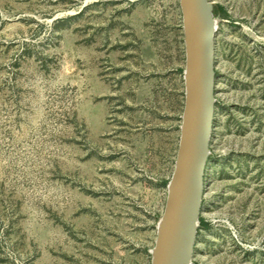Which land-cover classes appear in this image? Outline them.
Masks as SVG:
<instances>
[{
    "label": "rangeland",
    "instance_id": "rangeland-1",
    "mask_svg": "<svg viewBox=\"0 0 264 264\" xmlns=\"http://www.w3.org/2000/svg\"><path fill=\"white\" fill-rule=\"evenodd\" d=\"M215 111L192 264H264V0H209ZM178 0H0V264H150L184 104Z\"/></svg>",
    "mask_w": 264,
    "mask_h": 264
},
{
    "label": "water",
    "instance_id": "water-1",
    "mask_svg": "<svg viewBox=\"0 0 264 264\" xmlns=\"http://www.w3.org/2000/svg\"><path fill=\"white\" fill-rule=\"evenodd\" d=\"M184 45V105L174 170L150 264H192L215 111L214 38L209 0H178Z\"/></svg>",
    "mask_w": 264,
    "mask_h": 264
},
{
    "label": "trees",
    "instance_id": "trees-1",
    "mask_svg": "<svg viewBox=\"0 0 264 264\" xmlns=\"http://www.w3.org/2000/svg\"><path fill=\"white\" fill-rule=\"evenodd\" d=\"M213 14H214L215 18L216 17H225L226 16L224 11L219 6H214ZM199 226L200 227H206L207 223L204 220L200 219L199 220Z\"/></svg>",
    "mask_w": 264,
    "mask_h": 264
},
{
    "label": "crops",
    "instance_id": "crops-1",
    "mask_svg": "<svg viewBox=\"0 0 264 264\" xmlns=\"http://www.w3.org/2000/svg\"><path fill=\"white\" fill-rule=\"evenodd\" d=\"M184 105V104H183ZM183 113V112H182ZM181 118L182 117H180V125H179V138H178V146H179V140H180V127H181Z\"/></svg>",
    "mask_w": 264,
    "mask_h": 264
}]
</instances>
